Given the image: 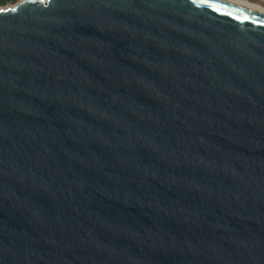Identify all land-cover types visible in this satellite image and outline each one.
<instances>
[{
	"label": "water",
	"instance_id": "water-1",
	"mask_svg": "<svg viewBox=\"0 0 264 264\" xmlns=\"http://www.w3.org/2000/svg\"><path fill=\"white\" fill-rule=\"evenodd\" d=\"M0 264H264V15L0 7Z\"/></svg>",
	"mask_w": 264,
	"mask_h": 264
},
{
	"label": "bare ground",
	"instance_id": "bare-ground-1",
	"mask_svg": "<svg viewBox=\"0 0 264 264\" xmlns=\"http://www.w3.org/2000/svg\"><path fill=\"white\" fill-rule=\"evenodd\" d=\"M23 0H20L18 2H21ZM220 1L226 4H230L242 9H246L261 15H264V5L258 3V2H253L250 0H216Z\"/></svg>",
	"mask_w": 264,
	"mask_h": 264
},
{
	"label": "snow or ice",
	"instance_id": "snow-or-ice-1",
	"mask_svg": "<svg viewBox=\"0 0 264 264\" xmlns=\"http://www.w3.org/2000/svg\"><path fill=\"white\" fill-rule=\"evenodd\" d=\"M193 2H196V0H193ZM208 6H209V7H213L214 10H216V11H220V10H221V6H217L216 4L211 3V2L208 3ZM226 6H227V5H224V6H222V7H226ZM9 10H10V11H13V12L18 11L17 8H11V9H9ZM235 11H236V12H241L242 10L237 8ZM225 14H227V15H232L233 13H232V12H226ZM235 18H237V19H241V16L237 15ZM244 18L247 19V18H250V17H244Z\"/></svg>",
	"mask_w": 264,
	"mask_h": 264
},
{
	"label": "rangeland",
	"instance_id": "rangeland-1",
	"mask_svg": "<svg viewBox=\"0 0 264 264\" xmlns=\"http://www.w3.org/2000/svg\"><path fill=\"white\" fill-rule=\"evenodd\" d=\"M18 1H20V0L7 1V2H4V3L0 4V7H5V6H7V5L15 4V3H17ZM250 1L258 2V3L262 4V5H264V0H250Z\"/></svg>",
	"mask_w": 264,
	"mask_h": 264
},
{
	"label": "trees",
	"instance_id": "trees-1",
	"mask_svg": "<svg viewBox=\"0 0 264 264\" xmlns=\"http://www.w3.org/2000/svg\"><path fill=\"white\" fill-rule=\"evenodd\" d=\"M7 1H14V0H0V4L7 2Z\"/></svg>",
	"mask_w": 264,
	"mask_h": 264
}]
</instances>
